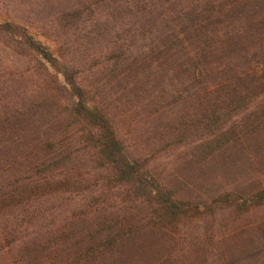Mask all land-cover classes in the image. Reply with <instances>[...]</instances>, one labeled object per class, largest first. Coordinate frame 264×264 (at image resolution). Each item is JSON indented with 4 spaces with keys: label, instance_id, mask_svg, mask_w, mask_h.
<instances>
[{
    "label": "trees",
    "instance_id": "1",
    "mask_svg": "<svg viewBox=\"0 0 264 264\" xmlns=\"http://www.w3.org/2000/svg\"><path fill=\"white\" fill-rule=\"evenodd\" d=\"M87 5L65 17L87 23L84 39L101 43L89 63H75L65 41L55 57L24 27L0 24L17 56L37 59L21 73L0 71V264H137L131 252L156 237L168 249L146 264L191 256L218 264L215 213L252 212L264 205V188L178 198L127 152L106 85L93 80L104 67L90 66L103 58L121 73L123 94L158 125L160 151L184 147L197 163L225 158L250 138L264 141V0ZM164 80L167 90L153 95ZM12 81L25 92L8 89ZM201 222L202 237L185 229ZM261 256L264 239L250 257L221 264Z\"/></svg>",
    "mask_w": 264,
    "mask_h": 264
},
{
    "label": "rangeland",
    "instance_id": "2",
    "mask_svg": "<svg viewBox=\"0 0 264 264\" xmlns=\"http://www.w3.org/2000/svg\"><path fill=\"white\" fill-rule=\"evenodd\" d=\"M90 1L0 0V24L11 23L24 27L30 36L55 57L59 55L60 43L65 41L71 48L70 51L75 53V63L79 58L89 63L91 57L87 60L85 57L97 55L101 43L91 40L87 42L84 37L91 32V27L87 23H76L75 18H66L65 15L77 9V6L87 7ZM85 14H82L79 21L86 18ZM11 45L9 36L0 33V71L17 74L36 66L37 59L17 56ZM98 60L100 61H95L90 67H104V70L95 75L93 80L106 85L112 113L115 115L117 133L127 152L131 157L145 161L146 167L153 171L164 185L174 190L178 198L194 202L226 191L254 192L264 188L263 138H250L244 146L245 150L236 149L225 158L216 157L207 163L191 161L187 159L188 156L184 158L183 152H188L184 147L160 151L162 141L158 137V125L152 124V118L144 116L147 110L144 111L140 102L136 103L132 100L134 97L129 98L130 96L123 94L121 73L118 70L109 72L111 63L103 62V58ZM115 74H118V78L114 77ZM17 82H10L8 89L21 94L24 91L23 84ZM158 87L151 90L153 95L159 89L167 90V80ZM29 95V91L26 92V98ZM163 99L165 102L169 101L167 96H163ZM153 101L157 106L158 99ZM123 109L126 110L125 116L128 114L129 117L120 115ZM76 205H79L78 201L70 206ZM210 224L214 240L218 242L213 243L217 253L215 254L219 258L222 257L218 264L223 260L236 261L239 257H250L257 249L258 241L264 239V205L248 214L240 215L235 209L221 210L215 213V219ZM185 229L202 237L205 231L204 222ZM157 238L159 237L151 239L153 241L146 240L143 248L132 251L131 259L137 264H146L162 257L168 245ZM212 246L208 245L210 248ZM211 260L217 261V258L191 256L182 264H210ZM240 264H264V257H258L256 260L248 258Z\"/></svg>",
    "mask_w": 264,
    "mask_h": 264
}]
</instances>
